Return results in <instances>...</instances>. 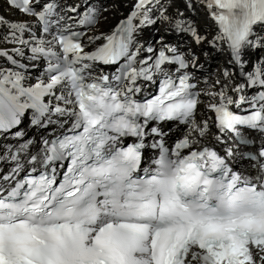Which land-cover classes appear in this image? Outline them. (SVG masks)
<instances>
[{
	"label": "snow or ice",
	"instance_id": "obj_1",
	"mask_svg": "<svg viewBox=\"0 0 264 264\" xmlns=\"http://www.w3.org/2000/svg\"><path fill=\"white\" fill-rule=\"evenodd\" d=\"M199 2L216 25L212 43L226 45L243 69L245 49L264 47V0ZM10 3L33 18L42 33L37 37L26 22L13 24L11 42L29 47L23 38L28 32L34 42L29 59H42L47 66L28 83L22 71L27 66L0 50V57L21 69L0 67V132L19 125L28 110L34 125L53 123L54 115L72 123L62 137L44 141L40 161L32 157L29 163L38 162L40 169L33 166L17 179L23 168L18 163L0 177V264H264V147L258 155L245 154L257 161L255 176L233 172L210 147L194 148L200 140L193 133L205 137L209 128L207 121L196 120L201 93L194 91L187 72L174 79L163 67L178 65L179 72L189 60L176 48L164 46L157 53L135 39L141 26L154 23L155 0H137L109 34H95L99 21L94 12L73 20L60 14L55 0ZM173 26L190 32L196 44L205 40L181 19ZM12 52L24 55L22 48ZM141 52L150 55L141 58ZM190 61L194 67L196 58ZM99 66L116 67L111 75H94ZM160 75L158 95L143 102L135 98L145 82L155 83ZM223 75L229 77L227 71ZM246 87L264 89V64L231 88L236 99L227 84L204 93L221 134L240 136L238 126L264 133V91L246 96ZM245 104L248 115L230 110ZM151 121H178L189 132L171 150L153 143L160 149L157 167L141 169L144 137L162 135L155 127L145 131ZM126 136L139 142L117 147ZM215 139L222 142L219 135ZM64 160L67 168L58 182V170L49 166Z\"/></svg>",
	"mask_w": 264,
	"mask_h": 264
},
{
	"label": "bare ground",
	"instance_id": "obj_2",
	"mask_svg": "<svg viewBox=\"0 0 264 264\" xmlns=\"http://www.w3.org/2000/svg\"><path fill=\"white\" fill-rule=\"evenodd\" d=\"M57 2L60 9L68 7L70 3L71 6H75L79 3H86V6L95 8L100 20L95 34H108L112 32L116 23L129 12V8L131 7V0H57ZM189 5H192V8H189ZM155 14V17L159 20L152 29L153 32H156L157 30L158 34L153 37V34L150 33V29H143L139 37V42L142 43L146 40H153L152 45L158 47L166 42L175 43L176 41H178L179 45H185L186 50H191V53L195 55V72L200 78H202V86L205 90L219 91L225 84H227L229 85L228 94L231 95V88L240 84V78L234 74L231 60L228 59L225 54V45L221 46L219 42L215 45L212 43L213 38L216 35V27L212 19L209 17L207 10L199 0H167L164 3V6L156 8ZM163 16L170 17L171 22L164 20ZM0 18H2V22H0V50L8 51V53L13 55L20 64L26 62L31 67L36 66V63L29 59L31 56L29 47L32 45V41L28 32L24 33L23 38L30 41L29 47L11 42V32L13 31L11 25L26 22L33 30V21L10 9L3 0H0ZM177 19L185 21V27L188 25L195 27L199 34L205 37V40L201 44H194V40L187 34L175 29L173 25ZM89 34L91 35L93 33L90 32ZM260 34L264 35V33ZM5 37H8L9 40L6 41L4 39ZM13 48H22L24 55H15V53L12 52ZM247 59L250 62L264 63V47H261V49L249 48ZM8 64L9 62L6 58L0 57V67L6 68ZM225 71L229 73L228 78H225L223 75ZM33 72V70L27 72V74H25L26 77ZM217 80L220 81L219 84L216 83ZM201 101L202 103H200L197 114L198 119L196 120L201 124L204 121L208 122V133L205 136L207 137L215 131L214 123H212L207 110V104L209 103L210 98L207 95H204V98Z\"/></svg>",
	"mask_w": 264,
	"mask_h": 264
}]
</instances>
